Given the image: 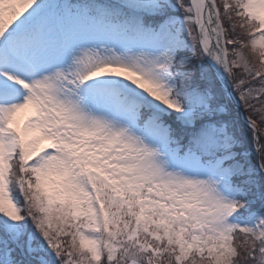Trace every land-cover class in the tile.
Here are the masks:
<instances>
[{
    "label": "snow or ice",
    "instance_id": "6c2138e0",
    "mask_svg": "<svg viewBox=\"0 0 264 264\" xmlns=\"http://www.w3.org/2000/svg\"><path fill=\"white\" fill-rule=\"evenodd\" d=\"M0 264H264V0H0Z\"/></svg>",
    "mask_w": 264,
    "mask_h": 264
}]
</instances>
